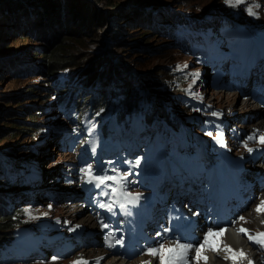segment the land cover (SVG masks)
<instances>
[{
  "label": "rangeland",
  "instance_id": "1",
  "mask_svg": "<svg viewBox=\"0 0 264 264\" xmlns=\"http://www.w3.org/2000/svg\"><path fill=\"white\" fill-rule=\"evenodd\" d=\"M3 1L0 0V5ZM230 3H234L237 8L235 10L227 8L231 5ZM91 5L95 6L96 9L105 11H91ZM165 6L170 8L168 12L170 16L169 24L167 28L162 26L155 31L154 29L160 26L161 22L158 17L160 13L164 12ZM75 9L78 14H73L69 11L64 23L59 22L58 27L52 23H43L39 20L32 24L27 23L24 29L18 32H11V26H7V34L3 35L2 38L0 37V57L20 55L21 52L33 51L36 47H39L41 51L46 48L49 51L55 47L59 34L67 35L68 41H65L67 46L71 39L77 37L79 41H83L80 44L77 42L74 49L70 51V53L75 54L73 55V58H75L74 67L83 68V74L92 73L94 75L92 84L101 83L110 87L112 81L119 80L125 83L126 79L130 78L132 74L138 76V80L142 83V89L149 94V97L144 103L147 105L148 101V105L144 107L145 110H142L141 113H134L133 116L142 117L145 122L144 128L149 120H156L159 115L160 105L158 104L154 105L153 113L149 114V111L152 104L166 96L161 91L167 90L172 95L179 93L178 89L182 86L187 89V98L193 97L209 102L215 112L219 113L222 119L227 122L229 129L233 127L242 129L245 135L252 137V142L245 141L251 151L247 150V148L239 147L232 149V151L236 152L235 154H238V150L243 151L245 168L247 169L246 178L252 179L257 172L260 176L262 175L264 156H260L258 158L259 161L250 164L252 154L257 150V146L264 148V143L259 138L256 139L260 132L256 131V133H253L251 129L241 127V124H247L249 119L257 120L260 116L264 117V108H256V103L251 100L250 87H252V81H247L243 90L234 87L216 90L207 83L208 78L211 76L207 70L202 69L197 73L199 77L194 76V70L201 67L196 65L193 60H190L181 45L185 41L188 42L187 35L189 30L193 29L191 26L194 23L204 25L211 23L212 27H214L223 20L222 17L230 19L232 13L235 14L232 20L249 27L264 30V0H229V2H226V0H78V6ZM112 9H117V13L113 12L114 10L111 11ZM245 9L247 11L251 9L255 13L253 18L245 14ZM106 15L107 18H105ZM145 15L147 17L142 18V20L148 22L149 26H145V22H140L137 18ZM182 17L186 20L185 24L180 23ZM238 18L247 19V21H239ZM8 20L9 18L7 17ZM86 41L88 43V51L82 49L83 43ZM41 43H44V45ZM37 59L43 60L42 63L45 61L38 56L35 57L34 61ZM111 64L114 68H126L127 70L122 71L124 73L120 77H118V73L111 75L109 73ZM96 68L102 70L98 76L96 75ZM179 69L192 70L189 73H184L186 77L185 83L181 82L182 76L180 73L170 76L171 70L177 71ZM5 72H7L6 69L0 63V164L6 162L7 169H11L10 172L14 173L15 178L23 181L21 190L17 188L13 190L12 196L17 198L13 201V204L21 205L29 196L33 184L25 180V176H29L32 179H42L44 181L41 180L43 191H38L32 195L33 201L31 204H28L29 200H26L25 204L28 205L21 207L22 221H27L26 224L35 226L39 225L41 220L47 224L48 220L55 217L60 224L57 228H53L50 234H62L64 238H69V241L74 243L73 250L65 257L56 255L55 258H52L54 257L53 250L45 249L42 259L9 264H76V262L93 264L96 256L90 257L85 262L84 258H75V255L85 248L94 249L95 252L100 249L106 251L103 246L104 232L94 214L89 213V210L81 212L79 209L83 195L78 187L76 172L72 166L75 163L74 155L59 146L60 144L57 141L59 138H56L55 134L57 132H54L53 128L59 127L62 129L63 118L55 116V112H45V114H39V116H30L28 112L30 104L35 106L44 104L48 99L46 95L39 94L37 91L42 86L41 83H38L37 73L18 77L15 75V71L10 74ZM130 72H132L131 75L128 74ZM89 79L84 78L82 82L86 83ZM149 81H154V83L149 86V83H151ZM123 89V91L118 92L113 97V114L119 112L116 108L125 109L138 102L131 97L132 94L126 86ZM37 95L41 96L39 100L32 98ZM50 101L51 99L48 104ZM173 103H175L173 104L175 112L181 109V107L177 106L179 102H175L173 99ZM32 113L34 114L35 111L33 110ZM182 113L184 114V110ZM145 115H149V118H144ZM131 116L127 118L128 123L131 120ZM31 117L35 119V122L31 123ZM84 118L82 117L79 121V131L83 128ZM94 118L99 122V125H104V121H109V119L114 121L110 113L103 116L97 115ZM117 121L118 118L114 122ZM64 122L67 125L66 121ZM38 125L44 128L34 130V127L36 129ZM135 125L138 128L135 132L139 134L143 128L141 121L133 125L125 124L120 126L126 133L128 131L127 127L134 128ZM32 127L31 132L26 131V128ZM262 128H264V122L262 123ZM77 133L74 132L73 140L76 141V154L80 156L86 142L85 138H80L81 134L77 135ZM243 139L244 136H242L241 141ZM110 149L114 150V157L110 158L107 152L103 163L100 161L99 155L94 156L95 166L100 168L104 165V173L107 176H109L108 171L110 170L108 161H118L119 159V146L110 144ZM88 168L82 170V175L85 178H87L85 170ZM47 173L50 176H47ZM261 191H264V188L259 191L254 190L253 198L256 199L255 194ZM47 193H50L53 197L47 195ZM135 197L136 195L133 194L127 198V201ZM140 197L144 202H149L152 198L145 192H141ZM136 202L138 201L134 203ZM61 210L64 211L63 215L60 214ZM244 211L237 219L243 220L245 218ZM247 211H250V207ZM86 214L92 218L91 223L94 225L92 228L89 225L80 224L82 222L81 216L84 217ZM160 216L161 214H158L155 221ZM200 222L201 219L193 222V225ZM76 226H82L79 230L81 234L77 240L66 236L69 228H76ZM254 231L256 230L252 229L247 234L244 232L240 234L247 241L249 234L253 233L252 236H254ZM258 232L264 233V230H258ZM88 233L97 239V243H93V240L86 236ZM217 238L216 236V240ZM158 241L159 239L156 238L151 250L156 245V248H158L156 254H158L159 249H161L157 258L162 264H167L171 259L169 256L170 240L160 239L159 245L157 244ZM190 245H195L196 247L200 245L207 249L214 248V245L206 247L205 244L196 245L195 242ZM148 254L149 252H146L143 256ZM203 256V254H199V259L205 261ZM137 258L130 261H136ZM221 261L223 262L224 260ZM190 264L198 263L193 261Z\"/></svg>",
  "mask_w": 264,
  "mask_h": 264
},
{
  "label": "trees",
  "instance_id": "2",
  "mask_svg": "<svg viewBox=\"0 0 264 264\" xmlns=\"http://www.w3.org/2000/svg\"><path fill=\"white\" fill-rule=\"evenodd\" d=\"M4 0L0 5V37L7 34V26H11V32H18L24 29V26L27 23H35L37 20L42 21L43 23L49 22L54 26L58 27L59 22H63L66 20L67 14L71 11L73 14H78V11L75 7L78 6V0ZM12 1V2H11ZM25 5V7H23ZM91 11L94 12H104L105 10L96 9L95 6H90ZM169 7L165 6L164 14L165 19H163L164 27H167L169 24ZM114 10V11H113ZM77 11V12H74ZM111 11L117 13V9H112ZM110 11V12H111ZM111 12V13H113ZM140 15V14H139ZM7 17L9 20L7 21ZM114 17V16H112ZM139 16L137 17L140 22H145V26H149L148 22L142 20V18H146ZM107 18V15L105 16ZM240 20H244L240 18ZM184 21V22H182ZM136 22V21H135ZM134 22V23H135ZM165 22V23H164ZM138 24V22H136ZM180 23L185 24L186 20L182 17ZM233 26V22H230ZM140 26V25H139ZM208 24L205 27H210ZM152 30V29H150ZM145 35V33H143ZM37 37V35H35ZM68 41L67 35L59 34L57 36V42L54 48L49 51L46 49L40 50L39 47H36L33 51H25L21 52V54H16L12 56L0 57V63L6 69L7 74L15 71V75L25 76L27 74H35L38 76V83H41L42 86L38 91L39 94H43L47 96V102L44 104L34 105L30 104L29 106V114L30 116L39 114H45V112L54 111L53 107L58 106L63 115L66 116L70 122H75L80 120L81 117L87 115L94 118L95 115H105L111 113V105L113 101V97L118 94V92L123 91L124 86H126L131 92V97L138 102L130 105L128 108L121 109L119 108L118 119L120 121L126 119L128 115L134 113L137 105L141 102L142 96V83L138 80V76H135L132 73L130 78H127L125 83L120 82L119 80H115L114 84L110 87L105 86L104 84L98 83V86L102 88H95L96 85L93 83L94 75L92 73H84L83 68L74 67V59L73 55L70 53L74 46H76L77 42L79 44L81 41L76 37L70 40V44L67 46L65 43ZM44 45V43H41ZM87 41L83 43L82 49L88 51ZM38 56L43 58V60L37 59L34 61L35 57ZM70 57V58H67ZM103 66V65H99ZM111 66V67H110ZM109 66V73L111 75L119 74L118 77L121 76L127 69H119L114 68L112 64ZM104 67V66H103ZM36 69V70H35ZM97 76L102 72L96 68ZM176 71L171 70L170 76L175 75ZM32 77V76H31ZM112 77V76H111ZM117 77V78H118ZM84 78H90L89 81L83 83L82 80ZM124 79V78H123ZM151 82V81H149ZM154 83L152 81L149 83L151 86ZM33 99L37 98L39 100L41 98L40 95L36 97H32ZM51 99L50 103L48 101ZM47 104V105H46ZM160 105V113L161 118L166 119L171 126H174L171 119L174 118L173 114H177L179 116L184 115L182 111L184 109H179L178 111L172 113L169 111L165 105ZM173 105V103H171ZM144 108V104L142 106ZM153 106L151 108V112L153 113ZM33 110L35 113L33 114ZM58 113V112H57ZM187 116V115H186ZM32 122H35V119L31 117ZM35 126V125H33ZM39 126V125H38ZM34 130L43 129L41 125ZM77 127V126H76ZM161 128L165 129V126L161 123ZM32 128H26V131L31 132ZM114 127L110 128V131H113ZM25 131V132H26ZM76 142V141H75ZM7 149V148H6ZM28 181H31L30 177H25ZM16 187L22 188V181H15L13 174L5 170V167L0 164V249L3 246H6L11 242H14L18 239V231L19 226H24L27 221L23 220V215L21 210V205L12 204L7 201L5 192H8V195L11 199H14L12 196V190ZM35 229L34 227H32Z\"/></svg>",
  "mask_w": 264,
  "mask_h": 264
},
{
  "label": "bare ground",
  "instance_id": "3",
  "mask_svg": "<svg viewBox=\"0 0 264 264\" xmlns=\"http://www.w3.org/2000/svg\"><path fill=\"white\" fill-rule=\"evenodd\" d=\"M255 107L260 108L257 103L255 104ZM263 122L264 117L260 116L257 120L249 119L247 124H241V127L251 129L253 133L259 131L260 134L256 137V139L259 138L261 140L264 138V128H262ZM47 176H50L49 173H47ZM255 197L256 199L253 198L251 204L244 211V215H246L245 218L243 220H230L229 224L225 226L224 231L220 235H217L218 238L214 248L207 249L203 246L196 247L195 245L191 246L190 244H173L170 242L169 248L177 249L180 251V254L178 252H171V260L167 264H190L193 261L198 264H249V262H251V264H263L257 251L247 246L246 240H244L240 234L241 228L246 229L247 233L252 229L256 231L264 230V211H256L262 202H264V191L257 192ZM249 207L250 211H247ZM79 209L81 212L85 210L82 205H79ZM63 213L64 211L61 210L60 214L63 215ZM88 214H86L84 217L81 216L80 219L82 222L80 224L86 226L89 225L92 228L94 225H92V218ZM81 228L82 226H76V228L70 227L67 232V236L75 238V236L80 233L79 230ZM250 235H253V233ZM195 244L197 245V242H195ZM178 245H187L188 247L183 248L178 247ZM156 247L157 246L155 245L154 249L151 250L147 256L142 255L137 258L136 261L120 260L117 258L116 254H114V256H109L103 249L95 252L94 249L88 248L80 250L78 254L75 255V258H84V261L86 262L90 257L96 256L93 260L95 264L98 262V264H162L157 258V254H152L153 252L156 253ZM197 249H199V254L204 255L203 257L206 258L205 261L199 259V254L197 255ZM228 249H231V251H228ZM241 252L244 254L242 257L240 256ZM221 260L224 261L222 262Z\"/></svg>",
  "mask_w": 264,
  "mask_h": 264
},
{
  "label": "snow or ice",
  "instance_id": "4",
  "mask_svg": "<svg viewBox=\"0 0 264 264\" xmlns=\"http://www.w3.org/2000/svg\"><path fill=\"white\" fill-rule=\"evenodd\" d=\"M226 2H229V0H226ZM248 12H249V15H255V13H253L251 9H248ZM261 142L264 143V138L261 139ZM249 151H251V149H249ZM139 164H140V161H139V159H137L132 166L136 167V166H139ZM85 173H86L87 176H89V182L91 183V182L95 181L97 187H99L100 185L107 186L109 180H111L114 184L120 182V177H118V176L109 177V176H107L106 173L103 176L92 175V169L91 168L86 169ZM123 179L126 180V176L123 177ZM112 191L116 192V189L113 188ZM103 194L106 195L107 193L105 192ZM139 199H140V197L136 196L135 198H133L132 200H129L128 202L129 203H133L135 201H138ZM100 206L104 207L105 205L101 204ZM107 207L109 208V210H111L112 205L108 204ZM256 211L257 212L264 211V202H262V204L256 209ZM104 226L106 227V225H104ZM240 231L247 234V230L246 229L241 228ZM220 234H221L220 232H217V233L209 232L207 235L208 236H212V235H220ZM248 239L254 241L257 244H260L261 246H264V233H258L256 236H252V235L249 234L248 235ZM109 247H112V245L109 244ZM178 247L187 248L188 246L187 245H178ZM228 251H231V249H228ZM152 254L155 255L156 253L153 252ZM198 254H199V249H197V255ZM240 255L243 256L244 254L241 252ZM76 264H81V262H76ZM249 264H251V262H249Z\"/></svg>",
  "mask_w": 264,
  "mask_h": 264
},
{
  "label": "water",
  "instance_id": "5",
  "mask_svg": "<svg viewBox=\"0 0 264 264\" xmlns=\"http://www.w3.org/2000/svg\"><path fill=\"white\" fill-rule=\"evenodd\" d=\"M7 2H9L8 0H7ZM12 2V1H11Z\"/></svg>",
  "mask_w": 264,
  "mask_h": 264
}]
</instances>
